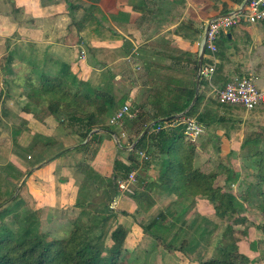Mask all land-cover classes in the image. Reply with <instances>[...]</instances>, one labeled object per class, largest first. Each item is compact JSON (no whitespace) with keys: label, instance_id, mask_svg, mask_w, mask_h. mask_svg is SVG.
Returning a JSON list of instances; mask_svg holds the SVG:
<instances>
[{"label":"crops","instance_id":"obj_1","mask_svg":"<svg viewBox=\"0 0 264 264\" xmlns=\"http://www.w3.org/2000/svg\"><path fill=\"white\" fill-rule=\"evenodd\" d=\"M243 1L1 0L0 58L6 52L11 51L15 56L14 69L16 71L21 66L30 67L26 61L18 58L20 55L24 56L27 61L31 54L35 55L36 61L39 62L38 65L44 64L46 59L65 62L80 81L97 91H106L112 95L117 104L116 108L125 103H130L132 108H140L144 112V118L148 120L146 128L149 129L154 123L152 119L155 117V110L149 104L151 91L161 89L163 102L172 100L176 95H182L180 100H183L185 90L192 88L195 93L197 71L195 61L199 56L197 51L203 39L206 22L213 16L224 14L226 10V13L236 10ZM219 40L221 43L218 46L219 52L216 56L217 64L214 74L216 78L214 81L212 78L211 83L215 86H222L225 80L232 76L254 72L257 76L258 86L264 88V21L254 24L243 23L231 30H226ZM1 74L0 71L2 78ZM4 87L8 86L5 79H2L0 80V122L3 123L6 122L7 115L11 110V106L7 102L16 99V96L6 93ZM209 88L207 82L202 79L199 83L198 96L200 98L201 94L203 97L201 96L200 102L198 100L197 109L195 107L193 114L189 115L198 117L199 114L206 113L205 122H201L206 133L202 140V147L222 152H229L231 149L239 150L246 145L258 146L257 149H259L263 137L257 144L249 142L248 138L255 133L245 129L251 125L248 121L257 124V116L254 117V120L250 118L244 120L239 117L240 112L224 111L216 104L219 102H216L215 98L216 101H214L213 96L209 94ZM13 102L19 115L27 119L21 122L22 130L21 128L14 130L16 131L15 144L20 152L16 153L14 158L8 159L7 150L0 141V167L6 166L5 171L0 169V183L17 182L7 171L15 177L21 174L22 189L33 201L34 210L39 214L40 228H43V223L46 226L50 222L52 224V220L59 223L58 225H64V223H68L69 219L78 215L79 208L76 204L78 198H83V192L88 187L90 189L92 185L94 188L97 187L92 181L104 178L106 183V179L112 177L114 160L120 157L125 161L124 151H119L115 136L103 130H91L92 132L87 136L88 139L67 145L62 142L61 135L67 132L78 135L79 132L69 127L66 121L64 127L55 128V125L51 124L52 119L55 121L53 116L43 115L42 118H38L42 115L22 110L23 102H19V100ZM195 102L196 100L192 105ZM189 106L186 110L190 109L191 106ZM257 113L264 114L263 111ZM182 116L188 115L183 114ZM237 117H239L238 130L241 133L239 137L237 132L235 136H232L231 132L233 119ZM31 121L36 122L39 128L38 142L24 147L20 144L18 137L26 133ZM3 123H0V137L4 127ZM46 124H50L46 129L47 132ZM134 124L125 125V131L130 133L129 136H134L132 143H137L140 136L146 132V128L142 129V121ZM182 128L183 126H177L171 130L181 131ZM54 129L57 130L60 137H54L56 135ZM40 133L47 134V138L41 139L43 136H40ZM258 133L263 136L264 130L263 132L260 130ZM59 143L63 144L62 153L54 158H49L57 153V151L55 153L51 151L56 149ZM158 144L156 139L149 136L142 143L145 151L149 149L155 151L153 148L158 149V157L155 156L154 163H152L153 166H157V174L153 176L154 180L151 178L139 179L138 183L139 181L141 184L144 182L142 187L155 183L158 179L160 162L165 156L159 152ZM193 144L192 166L196 168V142ZM93 146L94 148H92ZM35 148L36 150H47L44 151L46 155H39L36 163L29 164L26 162L25 156H30L29 152L34 151ZM181 149L183 152L185 151L183 145ZM223 171L221 176L216 175L215 184L221 186L224 191L236 195L235 186L249 184L246 183L248 177L234 175V172H237L235 168L227 167ZM248 173H250L249 170ZM230 174H232V178L228 177ZM149 188H147V192L155 200V204L158 200L167 198L165 194L167 192L162 190L158 192V199L153 197ZM156 188L159 189L155 186L152 191L156 192ZM256 192L258 195L257 190ZM132 193L118 191L115 196L114 210L118 208L128 211L130 214L133 213L131 212L133 210L138 211V207L132 199ZM177 193L174 191L172 195H175H171L173 198L167 204L170 208L175 204L172 199L175 202L178 198ZM257 195L255 194L256 197ZM191 199L193 201L190 204L192 206L190 214L192 212L206 216L215 214L213 205L205 197L191 196ZM245 200V203L237 200L241 205L239 216L245 220L235 223V230H228V232L232 234L235 232L238 240L232 238L236 242L239 252L252 260L251 264H263L264 219L258 209L260 201L253 204L249 199ZM84 201L86 202L87 198L84 197ZM150 209L147 213L141 212V217L150 220L152 217L149 216ZM75 214L76 216H74ZM227 219L229 218H224L223 221L227 223ZM229 220L233 221L232 218ZM125 224L121 221L118 223L127 229L124 240L126 251H135L137 256L144 255L142 259L146 264H199L198 261L191 262L186 259L180 251L171 253L161 243H155V237L144 232L139 226L140 220L130 226H125ZM59 227L63 229V226ZM105 228L104 238L107 236ZM224 228L222 227L220 231L224 232ZM69 229L65 224L64 230L61 231H66L67 235ZM193 229H196V226ZM206 230L208 237L205 238V243L206 240L209 242L211 234L209 229ZM104 238L101 241L103 246ZM147 240L151 243L148 244ZM157 240L159 241V239ZM242 244H246L247 248ZM246 249L249 250L252 257ZM257 253L260 260L257 258L258 256H255Z\"/></svg>","mask_w":264,"mask_h":264},{"label":"trees","instance_id":"obj_2","mask_svg":"<svg viewBox=\"0 0 264 264\" xmlns=\"http://www.w3.org/2000/svg\"><path fill=\"white\" fill-rule=\"evenodd\" d=\"M201 47L202 44L199 45L197 55H199ZM207 53L208 51L205 49L204 56ZM217 55L218 53H216ZM30 56L32 58L28 61L25 60L24 56H19L22 61H26L30 66L26 70L27 72L21 75H18V72L14 69L15 56L11 51L6 52L0 58V71L4 76L6 85L9 88L16 87L20 89L17 100L23 102L21 105L22 110L38 115H51L60 123L66 121L67 125L72 129H76L84 140L90 131L98 125L101 129L109 128L101 126L100 123L105 118L109 123L110 117L117 109V104L112 95L106 91H97L80 81L65 62L46 59L44 64L38 65L39 62L36 61V56L33 54ZM197 61L198 57L195 61L196 65ZM161 92V89H158L152 90L149 94V104L155 110L152 126L137 140V143L135 142L133 150L126 159L127 162L120 157L114 160L112 177L110 180H106L107 182L101 190V197L99 198V200H105L97 202L95 199L85 202L78 198L76 206L79 208V213L70 220L71 227L64 239L57 237L48 239V232L40 229L37 220L34 222L26 219V226L20 230H12L7 226L6 228L3 227L4 235L0 240V264H125L126 249L124 240L127 229L121 225L115 227L110 232L112 244L104 248L101 243L105 235L103 226L108 218L113 215L110 204L116 199L115 196L118 192L116 181L118 177L124 176L130 170L136 168L135 155L132 152L135 153V149L143 147L142 143L147 136L159 142V152L165 157L160 162L158 175L160 180L141 189H136L131 194L138 210L147 213L155 204V200L147 192L148 187L156 186L163 192L170 193L178 190V186H180L182 191L177 193V197H183L181 196L182 193L186 192H189L193 197H205L213 205L214 213L219 219L232 218L233 223L245 220L239 216L241 205L236 196L231 192L224 191L221 186L215 184L216 174L203 173L199 168L192 166L194 144L184 134L183 128L181 131L164 129L152 133L153 129L163 122L162 119L182 112H184V115H192L193 112L191 113V111L199 105L198 96L190 109L185 111L193 98L194 88L185 90L183 100H180L182 95H176L172 100L163 102ZM205 114H199L196 117L197 121L200 123L205 122ZM144 119V112L138 108L135 117L130 121L133 122V125H135V122L142 121V129L144 130L148 124V120ZM15 134L16 131L14 136ZM260 138H262L261 134L255 133L248 138V141L257 144L261 140ZM182 145L184 146V152L181 149ZM118 146L120 145L118 144ZM59 153H62V150L49 158H54ZM252 156L255 158L253 160L254 174L258 183V195L261 198L258 209L264 219V187L262 186L264 184V140ZM228 177L232 178L233 176L230 174ZM177 179L179 182H175ZM137 180H139L138 177ZM138 184L141 185V182ZM89 206H93V210H87ZM169 210L170 206H167L165 209L167 212H159L156 218L142 224L143 231L161 239V241L171 238L170 241L164 244L167 249H174L183 254L198 249L201 243L205 242V238L208 237L206 236V226L196 225V232L186 242L187 244L183 245L185 243L183 236H186L191 228L186 230L179 228L178 232L173 230L176 224L173 220L168 221L166 219V213H170ZM184 213L176 218L177 222L181 223L183 221ZM174 243L176 245H173ZM216 248L217 253L215 256L206 259L199 257V264L252 263L249 257L239 252L234 240L223 246L217 245Z\"/></svg>","mask_w":264,"mask_h":264},{"label":"rangeland","instance_id":"obj_3","mask_svg":"<svg viewBox=\"0 0 264 264\" xmlns=\"http://www.w3.org/2000/svg\"><path fill=\"white\" fill-rule=\"evenodd\" d=\"M243 2H241L240 5H242ZM243 23H245V22H243ZM231 29H233V28H230L229 30H231ZM220 36L218 37V39L216 41L218 46L221 43V40H219ZM218 52H219V50H218ZM18 58H19V56H18ZM29 58L31 59L32 57L29 56ZM37 58H38V56H37ZM207 61H208V59H207V57H205L204 63ZM18 65H20V64H18ZM27 69H28L27 67L21 66L18 68L17 74L18 75L24 74L25 72H27L26 71ZM1 75H2V78L0 76V80L4 79L3 74H1ZM214 76H213V81L216 78ZM252 77H253L256 85H258L257 84V76L255 75L254 72H252ZM4 88H5L6 93L11 94L14 97L16 96V99L14 98V100H17V95L19 94L20 89H18L16 87H11V88L4 87ZM201 96L203 97V95L200 94L199 102L201 101ZM12 100H9L7 102V104H9L11 106V108H10L11 110L9 112V115H7L6 122H4V123L0 122V123L4 124L3 130H1L2 135L0 137V141H1V144L3 145V147L6 148V150H7L8 159L14 158L16 153H20L17 150V145L15 144V138L14 137L16 136V134L14 136V132H15L14 130H16V128H18V129L21 128V130H22V126H20V125H22L21 122H24V120L27 119V118H24L21 115H19V111H18L16 105H14V102H13L14 100L13 101ZM213 100L216 101L214 98H213ZM216 102H218V101H216ZM216 104L218 105V107H220L224 111L240 112L239 117L244 118V120L247 118L254 120V117L257 116V118H258L256 121L257 124L253 123L252 121H248L249 123H251V125L247 126V128H245V129L247 131H250V132L252 131V133H256V132L258 133L260 130H261V132H263L264 121H262V120H264V117H263L264 114L263 113H257V112L258 111L264 112V108L247 111L241 106H233V105H228V104H223V103H216ZM192 112H194V109L191 111V113ZM40 115H42V114H40ZM42 117H43V115L38 116V118H42ZM239 117L233 119V124L231 126L232 136H235L237 134V136L239 137L241 134L240 131L238 130L239 126L237 125L239 123L238 122ZM30 120H31V118H30ZM52 120H51V124L55 125V128L64 127V121L61 122V124H60V122H58L57 120H55V121L54 120L52 121ZM106 120H107V118L102 119L100 124H101V126H107V128L109 127L108 128L109 130L112 129L115 132L114 136H115L116 141H118L117 145L118 144L120 145V146H118V149L120 152L124 151V157L123 158L126 160L129 157L128 155L131 152V150H133L132 148H134L135 143H132V141L134 140V136H129L130 133L128 131H125V125H133V122L130 120H126L124 122V126L115 127V126H112L109 123H107ZM243 124H246V123H243ZM29 125L30 126H28V128H27L28 130L26 131V133H24V135H20L21 134L20 133L19 134L20 136L18 137L20 144H22V146H24V147H26V145H30V146L34 145L36 143V141L38 142L37 138H38L40 131H39V128H38L36 122L34 123L31 121ZM48 125L50 126V124H46L45 130L48 128ZM99 127H100V125L96 126L92 130L93 131H95V130L96 131H102V130L106 131V129H101ZM242 128H244V127H242ZM245 129H243L244 132H245ZM11 130L14 132H12ZM47 131L48 130H46V132ZM55 132H56V135H54V137H60L57 130H55ZM205 134L206 133L204 131V133H202L198 138H196L194 141H192V142H196V168H199L203 173L216 174L217 176L218 175L221 176V174L224 172L223 170H225V168H227V167L235 168L237 170V172H234V175H238L241 177L242 176L248 177L246 183H249V184H244V185L241 184L240 187L235 186V188H234V191L236 192L235 196H237L238 200L244 202V201H246L245 199L247 198L251 202H253V204H254V202L256 203V202L260 201L261 198L259 195H257V192H256L258 183H257V178L254 174L255 168L253 166V164H254L253 160L255 158L252 156L253 153L257 150L258 146L252 145V147H251L250 145L249 146L246 145V146H242L241 149H239V150L238 149H235V150L231 149L229 152H222L220 150L216 151V150H213L212 148L207 150L205 146L202 147V145H203L202 140H203V137L205 138V136H206ZM63 135H65V136H63ZM68 135H71V136H68ZM78 135H76L73 132H72V134L70 132L64 133L61 135L63 138L62 142L69 145V144L76 143L77 141H81V140L84 141L82 136H80V134H78ZM40 136H43V137H41V139L47 138V134L44 135V134L40 133ZM262 137L264 140V134ZM88 138L86 137V139H88ZM62 148H63V144L59 143L57 145V148L53 149V151H51V152H54V153L56 151L58 152ZM92 148H94V146ZM135 150L145 151V148L141 146L140 148H137ZM153 150H155V151H151V149L145 151L148 157H147V159H143V160H141L136 153L132 152L135 155L134 158H135L136 168H134V169H135V171H137V177L140 180L145 179V178L153 179V176L157 174V166H153L152 163H154V160L156 158L155 156L158 157V155H157L158 149L153 148ZM34 151H36V152H34ZM34 151L29 152V153H31L30 154L31 157L29 155L27 157L25 156V160L29 164L36 163L37 157H39V155H41V156L44 155L45 154L44 151H47V150H38V149L36 150V148H35ZM48 153H49V150H48ZM5 161H6V158H5ZM126 162H127V160H126ZM7 166H9V165H7ZM5 168H6L5 165L3 167H0L1 171H5ZM243 168H246V169H243ZM248 170L250 173H248ZM7 173L11 177H13L12 179L17 180V182L16 181H14V182L8 181V182L0 183V194H1L0 195V240H1V237H3V235H4L3 227L6 228V226H7L8 228H11L12 230H17V229L20 230L21 228L26 226L25 225L26 219H28V221L33 220L34 222H36V220L38 222V220H39V214L36 210H34V204H33L32 199H30L28 197V195L26 194V191H24L22 189L21 183H23V182L20 180L21 174H18L15 177V176H13V174L11 175L8 171H7ZM89 173H90V171H89ZM87 175L89 176V174H87ZM89 179H92V178H89ZM108 179L110 180V178H107L106 180H108ZM157 180H160V179H157ZM175 182H179L178 179L175 180ZM92 183L96 184L97 187L94 188L93 185H92V187H90V189L88 187V189H86L83 192L84 196H83V198H81V201L84 200V197H85V199L87 198L86 202L91 201V200H95V199L97 202H99L100 200H103V199L99 200V198L101 197L100 196L101 190L105 186L104 178H102V180L92 181ZM143 183L141 185H139L137 182L134 185H130V188L134 192V190H136V189L143 188L142 187ZM262 186L264 187V184ZM152 188H155V187H152ZM152 188L151 187L149 188V192H151L153 194V197L158 199V197H159L158 192H160V189L156 188V190H155L156 192H154V191H152ZM20 190H23V191L20 192ZM178 190H174V191H177L179 193L182 191V188L180 186H178ZM174 191L170 192V193L169 192L165 193L167 195L166 196L167 198L162 199L161 201L158 200L157 203L154 204L155 206H152V208L150 209L151 212L149 214V216H152L151 219L156 218V216L159 214V212H164V213L167 212V211H165V207L169 203V200L171 198H173L172 196H174L176 194L175 193L174 195H172L174 193ZM255 194L257 195V197L255 196ZM181 196H183V197H180V198L178 197L177 200L175 201L174 206H172L170 208L169 212L171 214L166 213V219H168V221L173 220V222L176 224V226H175V228H173V230H175L177 232L179 231V228L184 229V230H186L187 228H191V229H189L187 235L183 236V240H185V243H183V245H186L187 244L186 242H188L191 239V237L193 236V234L196 232V229H193L194 226L200 224L201 226H206V229H209L211 231V234L209 236V242H208V240H206L207 242L206 243L202 242L201 246L198 249H195V250L188 252V253L185 252L184 255H185L186 259H188L192 262L193 260L198 261L199 257H203V259L213 257L216 255V251H217L216 245L218 243L220 244L219 246H223V245H226V244L232 242L233 238L235 240H238L236 238L235 232L233 234L231 232H228V230H231V231L235 230V225H236L235 223L231 222V220H229V219H227L228 221H226L227 223H225L223 221L224 219H219L215 214H210L207 216L201 215V214L195 213V212H192L190 214L189 211L192 210V206L190 204L193 201L191 199L192 195L189 192H186V193H182ZM173 200L174 199H172V202L174 203ZM115 203H114V201L111 202V204H110V208H112L111 210H114ZM87 210H93V206H89L87 208ZM115 211H119V212L117 213ZM123 211L127 214H124ZM134 211L135 210L131 211L133 213L130 214V213H128V211L126 212L125 210H120V209L116 208V210H114L112 212V214L115 216L109 217L108 220L105 222V225L103 226V228L106 227L105 229H107V236H105L104 241H103L104 248H107L108 246L111 245L112 241L109 238V234H110L109 232H111L115 228V226H118L119 221H121L124 224L126 223L125 226L126 225L130 226L132 223L135 224V223H137L138 220H140L141 224H139V226H141L142 224L147 223L148 221L151 220V219L150 220L145 219V217L142 218L141 217L142 211H140V210L135 211V212ZM185 211H186V213L182 217L183 221L181 223L177 222L176 218L178 216L182 215ZM120 214H122L123 216ZM124 215H126V216H124ZM74 216H76V214ZM116 216H118V217L116 218ZM235 217H237V216H235ZM70 220L71 219L68 220V223H64V225L66 224L68 226V229L71 227ZM192 223H193V226H192ZM58 224L55 223L54 220H52V224L50 222V224H48L46 226L43 223V228L42 229L40 228V229L42 231L44 229H46L44 232H48V234H47L48 239H52L54 237L64 239L67 236L66 231H63V232L61 231V230H64V225L63 224L58 225ZM166 224H169V223H166ZM59 226H63V229L60 228ZM39 227H40V221H39ZM222 227H225L223 229L224 232L220 231L222 229ZM220 232H221V235H220ZM171 233H172V231H171ZM157 239L158 238L155 237L154 242L155 243H157V242L161 243L164 246V248H165L164 244L167 243V241L171 240V238H168L166 241L165 240L161 241V239H159V241H158ZM147 243L150 244L151 241H148ZM173 245H176V244L174 243ZM242 245H244V247L247 248L246 244H242ZM165 249L171 253L176 251L174 249H167V248H165ZM246 250L249 252L248 249H246ZM260 250L262 251L263 249L261 248ZM134 252L126 251L125 256H124L125 264H146L142 259V257H144V255L143 256H137L136 253H134ZM249 254L252 257L250 252H249ZM255 256H258L257 258L260 260L258 253ZM151 264H153V263H151ZM175 264H177V263H175Z\"/></svg>","mask_w":264,"mask_h":264},{"label":"built area","instance_id":"obj_4","mask_svg":"<svg viewBox=\"0 0 264 264\" xmlns=\"http://www.w3.org/2000/svg\"><path fill=\"white\" fill-rule=\"evenodd\" d=\"M261 21H264V0H248L241 9L233 10L229 15L220 14L213 16L206 22L201 44L208 51L207 55L204 56L207 57L208 61L201 64L199 76L207 82L210 87L209 94L219 103L241 106L245 110L264 108V88L256 85L251 72L245 75L232 76L225 80L222 86H215L211 83L216 71V53L218 52L216 41L218 37L226 30L237 27L243 22L254 24ZM137 111L138 109L132 108L129 103H125L115 110L109 119V124L115 127H122L126 120L135 117ZM182 115L159 123L153 129V132L183 126L184 134L191 141H194L204 132V126L197 121L196 116ZM135 153L141 160L148 157L143 150H135ZM137 182V171L132 169L117 179V189L123 193H132L130 185H134ZM113 201L115 203V200Z\"/></svg>","mask_w":264,"mask_h":264},{"label":"water","instance_id":"obj_5","mask_svg":"<svg viewBox=\"0 0 264 264\" xmlns=\"http://www.w3.org/2000/svg\"><path fill=\"white\" fill-rule=\"evenodd\" d=\"M248 0H244L243 4L237 8L236 10L234 11H237L238 9H241L244 4L247 2ZM233 11L231 12H228V13H225L223 15H229L230 13H232ZM204 53H205V47L204 45H202L201 47V50H200V53H199V56H198V61H197V71H196V87H195V93H194V96H193V99H192V102L190 104V106L192 105V103L197 99V96H198V91H199V83H200V76H199V69L201 67V64H202V60H203V56H204ZM189 106V107H190ZM187 111V110H185ZM183 113H179V114H176L174 116H171L169 118H165V119H162V121H167V120H170V119H174L176 117H179L180 115H182ZM148 128H146L147 130ZM92 132V131H91ZM90 132V133H91ZM106 132L110 133L111 135H115V133L112 131V130H109V129H106ZM141 137V136H140Z\"/></svg>","mask_w":264,"mask_h":264}]
</instances>
